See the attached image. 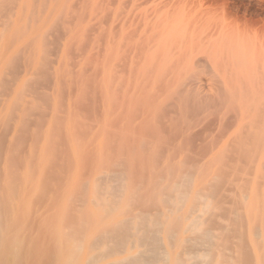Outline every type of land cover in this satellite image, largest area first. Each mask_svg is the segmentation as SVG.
Masks as SVG:
<instances>
[{
	"label": "bare ground",
	"instance_id": "1",
	"mask_svg": "<svg viewBox=\"0 0 264 264\" xmlns=\"http://www.w3.org/2000/svg\"><path fill=\"white\" fill-rule=\"evenodd\" d=\"M0 264H264V0H0Z\"/></svg>",
	"mask_w": 264,
	"mask_h": 264
},
{
	"label": "rangeland",
	"instance_id": "2",
	"mask_svg": "<svg viewBox=\"0 0 264 264\" xmlns=\"http://www.w3.org/2000/svg\"><path fill=\"white\" fill-rule=\"evenodd\" d=\"M114 244H115V243H113V245H114ZM113 245H111V247L109 248L110 250L108 249V251H109V252H111V251H112V249H113V248H112V247H113ZM111 248H112V249H111Z\"/></svg>",
	"mask_w": 264,
	"mask_h": 264
}]
</instances>
